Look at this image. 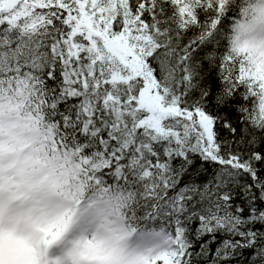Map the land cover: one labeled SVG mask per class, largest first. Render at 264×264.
I'll return each mask as SVG.
<instances>
[{"label": "snow or ice", "instance_id": "1", "mask_svg": "<svg viewBox=\"0 0 264 264\" xmlns=\"http://www.w3.org/2000/svg\"><path fill=\"white\" fill-rule=\"evenodd\" d=\"M0 264H264V0H0Z\"/></svg>", "mask_w": 264, "mask_h": 264}]
</instances>
